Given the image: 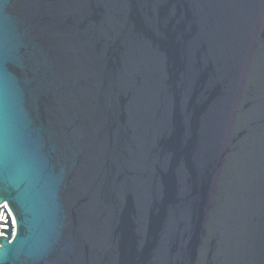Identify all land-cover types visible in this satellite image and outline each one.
Returning <instances> with one entry per match:
<instances>
[{"label": "water", "instance_id": "water-1", "mask_svg": "<svg viewBox=\"0 0 264 264\" xmlns=\"http://www.w3.org/2000/svg\"><path fill=\"white\" fill-rule=\"evenodd\" d=\"M0 206V264H264V0H0Z\"/></svg>", "mask_w": 264, "mask_h": 264}, {"label": "built area", "instance_id": "built-area-1", "mask_svg": "<svg viewBox=\"0 0 264 264\" xmlns=\"http://www.w3.org/2000/svg\"><path fill=\"white\" fill-rule=\"evenodd\" d=\"M2 206H3V205H2ZM4 206L6 207L7 211L9 212V214H10V216H11V218H12V220H13V224H14V228H15V227H16V223H15L14 216H13L12 212L10 211V209L7 207V205L4 204ZM0 207H1V206H0ZM0 228H1V226H0ZM2 236H4V233L1 234V230H0V237H2Z\"/></svg>", "mask_w": 264, "mask_h": 264}]
</instances>
